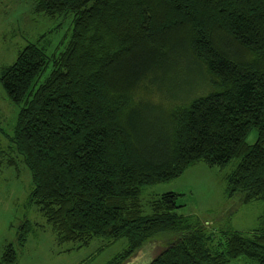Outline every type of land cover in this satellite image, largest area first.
<instances>
[{
	"label": "trees",
	"instance_id": "obj_1",
	"mask_svg": "<svg viewBox=\"0 0 264 264\" xmlns=\"http://www.w3.org/2000/svg\"><path fill=\"white\" fill-rule=\"evenodd\" d=\"M34 2L51 17L72 14L70 38L52 58L28 43L0 84L19 107L9 141L31 173L27 202L57 241L126 238L105 263L121 264L168 234L173 241L147 264H264V215L252 231L214 233L178 212L180 193L153 198L149 213L142 203L147 186L201 161L225 168L233 159L227 196L264 201V0ZM168 70L194 71L201 83L162 109L138 93L165 94L157 75ZM198 87L205 92L193 95ZM6 164L17 168L12 158ZM33 230L28 219L19 226L2 264L17 263L16 246Z\"/></svg>",
	"mask_w": 264,
	"mask_h": 264
},
{
	"label": "rangeland",
	"instance_id": "obj_2",
	"mask_svg": "<svg viewBox=\"0 0 264 264\" xmlns=\"http://www.w3.org/2000/svg\"><path fill=\"white\" fill-rule=\"evenodd\" d=\"M72 20V14L51 17L36 11L34 0H0V73L2 68L15 61L28 43H38L50 58L59 56L70 38ZM157 80V88L165 89L166 95L155 93L153 89L147 94L144 88L138 94L165 105L160 106L162 109L171 103H180L181 100H174L177 94L182 92L183 96L201 83L200 76L190 70L181 73L171 70L160 72ZM193 92V95L202 94L205 89L198 87ZM18 112L19 107L7 97L0 84V161L3 163L0 170V261L4 247L9 243L15 244L19 226L28 219L34 224V230L24 246H16L19 256L16 264H105L127 247L126 238L111 242L95 238L82 247L72 242L60 244L52 226L37 207L28 204L31 173L10 147L9 141ZM256 137V131L252 130L247 142L253 144ZM9 158L14 160L17 168L6 164ZM238 163V159H233L225 168H220L201 161L176 179L147 186L142 194L144 211L150 212L153 198L173 191L182 194L178 197V204L181 205L178 212L199 218L207 224L208 232L217 233L227 228L252 231L260 227L264 215L263 200L244 202L237 196H227L226 178ZM172 241L171 235H157L121 264H147ZM230 264L254 263L238 259Z\"/></svg>",
	"mask_w": 264,
	"mask_h": 264
}]
</instances>
